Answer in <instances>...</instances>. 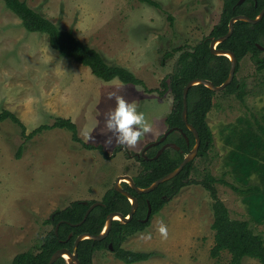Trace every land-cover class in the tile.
Masks as SVG:
<instances>
[{"label":"rangeland","instance_id":"374dc122","mask_svg":"<svg viewBox=\"0 0 264 264\" xmlns=\"http://www.w3.org/2000/svg\"><path fill=\"white\" fill-rule=\"evenodd\" d=\"M157 1L162 8L141 0L28 3L62 29L72 30L111 64L129 68L149 88H161L179 56L165 59L166 52L179 45L192 47L208 36L220 20L224 0ZM169 14L175 18L174 25ZM236 77L247 84L245 101L235 94L216 92L208 114L214 146L206 156L193 160L196 180L206 171L221 177L231 170L225 161L235 149L245 119L255 115L264 123V71H258L247 55ZM110 93L136 101L153 125V132L134 148L105 145L111 135L104 131L105 113L115 107V100L107 99ZM173 101L170 91L161 95L141 85L99 78L89 67L61 55L46 34L26 30L18 15L0 0V109L15 112L28 132L52 124L58 117L71 118L85 142L101 144L112 155L107 158L99 150L86 149L66 129L46 130L26 141L18 125L0 122V264H10L20 252H36L53 228L46 221L56 210L76 200L101 201L119 176L137 175L141 165L136 155L167 132L166 116ZM94 125H98L95 130ZM21 145L24 149L18 157ZM226 178L235 181L232 172ZM257 178L255 174L252 181ZM217 188L231 216L250 220L253 229L264 235V221L252 219L242 196L222 183ZM212 202L202 184L185 186L151 218L144 231L128 236L123 247L156 253L134 264H230L229 252L219 257L211 254L215 244ZM161 221L167 226V239L158 231ZM94 263L127 264L116 257L114 249L97 251ZM243 264L261 263L245 258Z\"/></svg>","mask_w":264,"mask_h":264},{"label":"trees","instance_id":"16d2710c","mask_svg":"<svg viewBox=\"0 0 264 264\" xmlns=\"http://www.w3.org/2000/svg\"><path fill=\"white\" fill-rule=\"evenodd\" d=\"M4 1L6 6L22 20L26 30L46 34L51 46L61 55L89 67L91 72L99 78L105 81L119 79L123 83L141 85L146 91L159 92L161 95H165L168 91L171 92L174 101L170 113L166 116V124L168 129L173 128L179 131L170 133L167 141L176 143L180 149L169 147L158 158H154L158 149L162 147L159 145L150 149L147 157L138 158L141 170L133 178L136 185L143 188L175 170L195 144V136L183 120V91L186 84L192 79L202 78L220 85L229 75L230 59L225 55L214 54L210 47L211 40L228 33L233 17L247 15L255 18L264 8V0H245L241 4H239L240 0H224L220 20L212 28L210 34L192 47L179 45L166 52L165 59L179 53L176 67L161 81V88H149L146 82L129 68L111 64L99 50L80 40L72 30L62 29L31 7L28 0ZM141 1L162 8L157 0ZM168 19L171 25H174V16L169 14ZM263 39L264 17L257 23L239 20L235 23L233 34L219 43L217 47L236 54L238 58L236 73L239 71L240 62L247 55L252 57L257 70L262 72L264 71V55L258 44L264 46ZM246 88L247 84L238 80L235 75L232 83L222 92L235 94L239 100L244 102L247 95ZM215 95V91L203 84L191 87L188 93V121L196 127L201 138L199 156H206L214 146L215 136L208 122V114L215 104ZM262 118L264 119V116ZM7 120L20 127L21 134L26 141L46 130L66 129L72 133L73 139L80 142L86 149L99 150L107 158L112 156L101 144L85 142L79 136L78 126L71 118L58 117L52 124H41L28 132L26 124L15 112L0 109V122ZM245 121L235 149L230 151L225 161L227 166H231V170L225 171L223 176L217 177L210 171H206L202 179L196 180L192 177L195 167L191 161L176 177L160 184L149 193H138L124 182V188L138 199L139 205L134 217L127 223L115 220L109 234L102 240L85 239L81 241L78 246V257L81 264H95V253L99 250L110 249V243L113 244L116 257L127 264L147 261L154 257L156 255L154 251L126 249L123 243L128 236L142 232L150 225L151 219L143 222L148 213L149 204L152 206V218L185 186L192 183L202 184L213 200L212 229L215 233V244L211 250L212 256L219 257L222 252L227 251L231 254L230 264H243L245 258H253L264 264V235L253 229L250 220L233 218L229 208L219 197L217 188L218 183L230 186L242 196L252 219L257 222L264 221V123L255 115L252 119L247 118ZM23 149L24 145H21L18 157ZM230 172L233 174L234 182L226 178ZM255 174L258 176V181H252ZM95 202L97 201L76 200L69 206L56 210L46 221L51 223L53 228L46 234L38 250L20 252L10 264H47L56 250L64 247L72 250L80 234L101 233L107 216L111 212L117 211L128 215L131 210L129 198L112 187L103 196L101 204L96 206L82 222L89 207ZM57 226L58 231H56ZM54 264H66V260L61 257Z\"/></svg>","mask_w":264,"mask_h":264},{"label":"water","instance_id":"95a60500","mask_svg":"<svg viewBox=\"0 0 264 264\" xmlns=\"http://www.w3.org/2000/svg\"><path fill=\"white\" fill-rule=\"evenodd\" d=\"M245 0H240L239 4L243 3ZM264 17V8L262 9V11L257 15V17L255 18H251L247 15H237L235 17H233L230 21L229 24V31L227 34L219 37V38H213L211 40V51L216 54V55H225L227 56L230 61H231V67H230V72L229 75L227 77V79L220 85H216L213 81L209 80V79H202V78H195L190 80L186 86L184 87V91H183V100H184V110H183V120L185 122V124L187 125V127L193 132L194 136H195V144L193 146L192 149H190V151L185 155L183 161L181 162V164L173 171H171L170 173L164 175L163 177L157 179L156 181H154L150 186L148 187H139L136 185L133 176H130L128 174L126 175H121L117 178L116 183L114 185V188L116 191L122 193L123 195H125L126 197L129 198L130 202H131V210L128 213V215H124L121 212H111L106 219V223L105 226L102 230L101 233L99 234H91L89 232L80 234L74 244L73 249H68V248H60L58 250H56L53 255L51 256L49 262L47 264H54L58 259H60L61 257H63L66 260V264H81L80 259L78 257V246L80 244L81 241L85 240V239H93V240H102L104 238H106V236L109 234L113 222L115 220H119L122 223H127L129 222L133 217L134 214L138 208V199L136 198V196H134L129 190L125 189L122 186V182H128V184L138 193H149L153 190H155L160 184L176 177L182 170L183 168L190 163L191 161H193L199 154V150H200V146H201V138L200 135L198 133V130L196 129V127L191 124L188 121V93L191 87L195 86V85H199V84H203L207 87H209L210 89H212L215 92H219L224 90L229 84L232 83V81L234 80V77L236 75V69H237V65H238V58L236 56V54L230 50H225V49H219L217 46L219 45V43L223 42L224 40L228 39L234 32V27H235V23L239 20H243V21H247L249 23H257L258 21H260L262 18ZM259 47L261 49H264V46L261 44H258ZM173 131H179L176 129H168L167 132L158 140L155 141L153 143H150L144 150V152L148 149L151 148L153 146H157L159 144H162L163 142L166 141L167 137L169 136L170 133H172ZM182 131V130H181ZM172 147L175 148L177 150L180 149V147L173 142H165L162 147L158 150L157 154L155 155L154 158H158L167 148ZM84 203H87V201H84ZM99 204H101L100 201H97L95 203H93L88 211L85 214V217L83 219L82 222H84L87 218V216L89 215V213ZM152 216V206L151 204H149V210L148 213L146 215V218L143 219V222H148L151 219ZM81 222V223H82ZM79 223V224H81ZM56 231H58V226ZM109 248L110 249H114L113 244L110 243L109 244Z\"/></svg>","mask_w":264,"mask_h":264},{"label":"clouds","instance_id":"9594fccd","mask_svg":"<svg viewBox=\"0 0 264 264\" xmlns=\"http://www.w3.org/2000/svg\"><path fill=\"white\" fill-rule=\"evenodd\" d=\"M108 100H115V107L105 113L104 131L107 135L105 145L110 147L113 143L128 148H134L149 133L153 132V125L146 114L139 110L136 101L125 99L123 95L110 93ZM98 125H94L95 130ZM159 233L167 239V226L161 221L158 228ZM150 239L149 235L146 237Z\"/></svg>","mask_w":264,"mask_h":264},{"label":"flooded vegetation","instance_id":"af4514ba","mask_svg":"<svg viewBox=\"0 0 264 264\" xmlns=\"http://www.w3.org/2000/svg\"><path fill=\"white\" fill-rule=\"evenodd\" d=\"M167 138H168V137H167ZM165 142H168L167 139H166ZM165 142H163L162 144H159V145H163ZM159 145H157V146H159ZM157 146H155V147H157ZM150 149H151V148H148V149H147L143 154H141V155L147 157V154H148V152L150 151ZM158 150H159V149H158ZM157 152H158V151H157ZM141 155H138V156L136 155V157H137V158H140Z\"/></svg>","mask_w":264,"mask_h":264}]
</instances>
